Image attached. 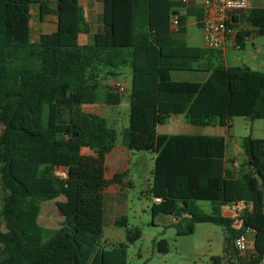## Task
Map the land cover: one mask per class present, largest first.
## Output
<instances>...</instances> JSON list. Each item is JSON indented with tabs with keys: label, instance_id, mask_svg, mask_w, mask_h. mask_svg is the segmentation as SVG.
Masks as SVG:
<instances>
[{
	"label": "trees",
	"instance_id": "obj_1",
	"mask_svg": "<svg viewBox=\"0 0 264 264\" xmlns=\"http://www.w3.org/2000/svg\"><path fill=\"white\" fill-rule=\"evenodd\" d=\"M102 2L104 28L93 44L81 45L79 35L89 33L90 25L79 0H57L55 10L46 0H0V186L6 190L0 264H127L125 243L97 250L105 191L121 184L126 173L107 180L105 160L81 153L83 148H98L108 154L115 148L116 130L82 106L99 100L103 75L120 74L124 68L131 70L132 81L122 143L131 151L155 154L148 194L160 201L152 206L153 216L173 217L178 235L193 233L198 223L223 225L228 234L226 256L238 255L237 264H262L264 139H248L247 160L237 172L226 165L225 137L159 134L158 125L174 115H184L192 125L227 129L233 117L262 120L264 73L217 65L205 81L176 80L173 72L195 71L215 51L187 45L186 16L175 12L182 4ZM33 5L40 7L42 17L52 12L57 16V30L37 42L30 37ZM187 13L201 26L202 11ZM173 15L179 17L177 31L170 29ZM243 15L249 26L236 32L240 47L252 36H264V7L254 6ZM238 21L236 15L229 28H237ZM120 93L111 88L107 105L118 106ZM58 168L67 169L66 177L56 175ZM61 197L64 200L56 205L62 226L45 241L38 222L41 203ZM197 201L211 202V213ZM237 204L241 209L235 217L222 215L223 206ZM239 223V228L233 227ZM115 225L127 228V217L117 218ZM246 231L254 233V252L242 256L234 240ZM140 238L136 229L129 232L128 243ZM158 250L168 252L166 240L159 241Z\"/></svg>",
	"mask_w": 264,
	"mask_h": 264
},
{
	"label": "rangeland",
	"instance_id": "obj_2",
	"mask_svg": "<svg viewBox=\"0 0 264 264\" xmlns=\"http://www.w3.org/2000/svg\"><path fill=\"white\" fill-rule=\"evenodd\" d=\"M254 6L264 7V0H252V7ZM245 21H241L235 31L233 29L231 38L234 37L238 29L248 27ZM96 24L95 21L94 25ZM81 42L79 43L81 44ZM226 55L227 65L230 67L247 66L264 73V36L255 35L253 38L245 40L242 49L229 47ZM127 71L130 72V69L127 68L121 74L105 77L99 88V92H104L110 88L112 82L124 86V91L120 93L121 102L124 105L119 110H122V116L128 112L125 105L130 100L132 77ZM63 110L61 109V111ZM61 119L62 117L59 118L60 122ZM1 128L0 123V130ZM115 128L118 143L121 144V129L118 126ZM175 128L176 126L169 122L162 123L160 132H163L164 129ZM206 132L213 136H225L227 138L228 157L242 162L248 139L250 137L264 139V119L252 120L246 117H233L230 121L229 132L228 129L220 126L208 127ZM238 148L241 149L242 153H237ZM117 153L122 160L126 158L125 163L129 164L128 176L124 178L123 186L118 187L114 192L110 188L106 194L103 235L97 250L100 248L110 250L120 243H125L128 246L127 264H237L238 255L226 256L225 254L228 236L225 226L198 223L193 233L178 235L173 224V217L166 214L153 216L152 206L155 200L152 195L148 194V190L152 186V172L155 164L153 153L126 150ZM65 174L60 172L57 176L64 177ZM5 196L6 190L0 186V230L2 231L5 230V221L1 214ZM63 200L64 198L61 197L41 203V214L38 222L45 231V241L49 239L54 230L62 226L63 218L58 212L56 203ZM198 205L205 213H210L211 205L209 202H200ZM122 216L127 217V228L115 225V220ZM234 225L233 227L238 228L236 227L237 224ZM136 229L141 232V238L133 243H128L129 232ZM163 239L168 245L167 253H161L158 250V243ZM97 250L93 253L90 261ZM216 257H222L223 260L219 263L214 259Z\"/></svg>",
	"mask_w": 264,
	"mask_h": 264
},
{
	"label": "crops",
	"instance_id": "obj_3",
	"mask_svg": "<svg viewBox=\"0 0 264 264\" xmlns=\"http://www.w3.org/2000/svg\"><path fill=\"white\" fill-rule=\"evenodd\" d=\"M48 2L49 7L52 10H55L57 8V0H46ZM175 2H179L182 4V6L176 7L175 12L178 14H182L186 16V32L184 34V39L187 43L188 46L190 47H198V48H205L204 43H203V32L201 27L198 24L197 18L193 14H188L187 10L188 9H198L202 11V1L201 0H174ZM80 5L83 9V14L85 17V20L87 23L90 25V32L87 34H80L79 35V42H81V45H89L94 43V36L97 33L102 32L104 28L103 24V2L102 0H79ZM31 20H30V37L33 42H37L40 37L43 34H50L53 33L57 30V16L53 12L51 14H48L44 17H42L41 12H40V7L38 5H33L31 7ZM238 23L241 21H245V16L242 14L238 15ZM95 21L97 22L96 25H94ZM246 22V21H245ZM247 26H249L246 23ZM235 31V29H234ZM253 38V36L251 37ZM249 38V39H251ZM226 47L224 50H215L211 51L210 55L207 56L206 58L202 59L195 67V71H186V72H173L172 77L176 80H198V81H205L208 76H209V71L211 68L217 66V65H223L225 67H230L227 65V49L229 47L235 48L238 43L236 42V34L234 37H230V39L227 42ZM242 49V47L238 48ZM127 68L119 70V73H123ZM127 73L131 74L130 72L127 71ZM192 74V75H189ZM108 78L107 76L103 75L104 78ZM191 77V78H190ZM102 79V80H103ZM118 83L112 82L110 85V88L108 90H105L104 92H99V100L94 103V104H85L82 106V109L86 113L98 115L101 117H104L109 126L113 127L115 130V127H120L121 132L123 129L128 127L129 125V109H130V100L127 105H125L128 108V112L125 114V116H122V107L124 106L122 102L116 106L117 108H114L115 106H109L105 102V97L108 91L111 88H116ZM131 94V91H130ZM87 108V109H86ZM171 123L174 126H176L175 129H164L163 132H160V125L162 123ZM211 126H220L218 124L214 125H209V126H198V125H192L187 122L186 118L184 115H174L171 116L168 119H162L159 122L158 125V133L159 134H166V135H178V134H183V135H208V136H213L212 134H207L206 130L208 127ZM222 127V126H220ZM227 130L226 127H222ZM117 132V131H116ZM229 132V129H228ZM225 137V136H223ZM226 140V154H225V161L226 165L228 167H233L237 172H240L243 169V164L247 160V148L245 152L243 153L244 155V160L241 162L235 158L228 157L227 155V138L225 137ZM131 151L129 150L124 144L121 142V144L118 143V139L116 141V146L111 151L110 153L106 154L102 150L98 148H83L81 153L82 155L85 156H93L97 158H103L105 160V167H106V172H105V178L107 180H111L116 173L124 172L126 173V176H128V171H129V164L125 163L126 158L124 160L121 159L119 153L116 154L118 151ZM237 153H242L241 149H237ZM262 155L264 157V150L262 151ZM155 158V154H154ZM124 161V162H122ZM60 172L66 173L67 175V169L66 168H58L56 170V175H58ZM66 177V176H64ZM261 185L264 189V176L261 178ZM124 183L122 182L121 184H112L110 185L106 191H105V196L107 192L110 190V188L113 189L112 192L116 191L118 187L123 186ZM200 202H209V201H197V205ZM211 205V211H212V203L209 202ZM199 206V205H198ZM233 205L229 206H223L221 209L222 215L226 217L233 218L237 215L239 210L241 209V204L234 205L236 207V211H233L232 209ZM210 211V213H211ZM209 214V213H208ZM240 227V223L237 224ZM235 226V225H234ZM249 237H250V254L254 252V233L249 232ZM252 238V242H251ZM252 243V247H251Z\"/></svg>",
	"mask_w": 264,
	"mask_h": 264
},
{
	"label": "built area",
	"instance_id": "obj_4",
	"mask_svg": "<svg viewBox=\"0 0 264 264\" xmlns=\"http://www.w3.org/2000/svg\"><path fill=\"white\" fill-rule=\"evenodd\" d=\"M202 1V24L204 47L209 50H224L228 40L233 32L229 28V23L233 22L234 17L252 7V0H201ZM180 27L179 17L173 15L170 20V29L177 31ZM240 48L239 45H236ZM116 88L122 92L124 86L118 84ZM160 199H155L159 202ZM233 211L236 207L232 206ZM173 222H176L173 219ZM239 228V227H238ZM234 246L240 255L247 256L250 254V237L249 231L241 233L234 240ZM264 264V259L262 260Z\"/></svg>",
	"mask_w": 264,
	"mask_h": 264
}]
</instances>
